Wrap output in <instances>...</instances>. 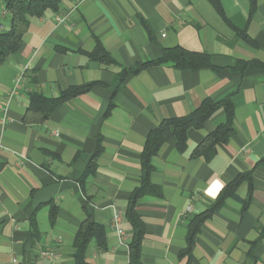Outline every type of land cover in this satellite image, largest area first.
<instances>
[{
    "label": "crops",
    "instance_id": "crops-1",
    "mask_svg": "<svg viewBox=\"0 0 264 264\" xmlns=\"http://www.w3.org/2000/svg\"><path fill=\"white\" fill-rule=\"evenodd\" d=\"M11 18L0 0V30ZM99 43L115 64L90 57ZM176 46L207 54L210 66L163 62L121 80L123 67ZM85 84L46 120H24L32 93L53 98ZM206 99L230 100L234 129L209 157L193 155L227 122L220 106L188 130L183 150L172 137L153 159L161 195L136 206L141 264H264V0H63L58 11L31 17L0 66V264H76L74 240L87 218L105 227L106 241H90L88 264H130L127 209L148 136ZM248 172L251 185L243 177L209 212ZM116 210L125 239L111 227ZM207 212L187 253L190 223Z\"/></svg>",
    "mask_w": 264,
    "mask_h": 264
},
{
    "label": "trees",
    "instance_id": "trees-1",
    "mask_svg": "<svg viewBox=\"0 0 264 264\" xmlns=\"http://www.w3.org/2000/svg\"><path fill=\"white\" fill-rule=\"evenodd\" d=\"M63 0H6V8L11 14V24L8 30H0V66L7 58L15 53L21 46L29 25L30 18L33 16H42L47 9L58 11L60 3ZM90 57L104 64H115L110 53L99 43L94 51L88 53ZM171 62L178 68L197 69L202 66H210L207 54L187 51L179 46L166 48L162 58L145 62L143 64L131 67H123L120 71V78L124 80L129 74L140 72L143 68L151 64H160ZM92 84H85L69 88L63 91L57 97H45L43 94L32 93L29 109L24 116L28 123H37L46 120L51 112L62 102L84 92ZM224 106L227 112V122L219 125L213 132L209 133L193 152L194 156L204 155L209 157L216 150V146L226 142L234 129L235 111L234 106L229 99L219 102L205 100L202 105L183 117L163 119L159 126L153 130L147 139L142 152V180L141 184L132 192L127 209V218L132 224L133 238L129 243L130 264H141V242L144 237V222L136 212L138 200L145 195L160 196L161 189L151 181V174L155 170L153 159L159 154L162 146L172 137L176 139L177 147L183 150L186 147L187 132L191 127L200 128L205 121L220 107ZM93 164H90V170ZM243 177L252 180V172L244 173L239 176L229 189L226 188L218 201L212 205L209 212L219 206L228 196L234 195V189L241 182ZM246 207V206H244ZM209 212L201 217L192 219L190 223V232L188 234L187 253H191L195 244V236L199 230L200 224L205 220ZM55 217V212L52 214ZM98 238L101 247L106 246L105 227L99 223L93 222L90 218L83 221L74 240L73 257L76 264H88L86 261V250L90 241Z\"/></svg>",
    "mask_w": 264,
    "mask_h": 264
},
{
    "label": "built area",
    "instance_id": "built-area-1",
    "mask_svg": "<svg viewBox=\"0 0 264 264\" xmlns=\"http://www.w3.org/2000/svg\"><path fill=\"white\" fill-rule=\"evenodd\" d=\"M56 19L58 22H63L66 19V17L58 16ZM122 223H123V215L120 211L116 210L112 217L111 227L116 230V232L122 239H125L126 233L122 227Z\"/></svg>",
    "mask_w": 264,
    "mask_h": 264
}]
</instances>
